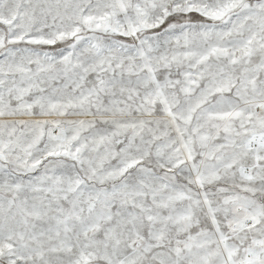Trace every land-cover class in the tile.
Masks as SVG:
<instances>
[{"label": "snow or ice", "instance_id": "6c2138e0", "mask_svg": "<svg viewBox=\"0 0 264 264\" xmlns=\"http://www.w3.org/2000/svg\"><path fill=\"white\" fill-rule=\"evenodd\" d=\"M0 264H264V0H0Z\"/></svg>", "mask_w": 264, "mask_h": 264}]
</instances>
